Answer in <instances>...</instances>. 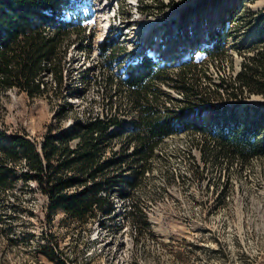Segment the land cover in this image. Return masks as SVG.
I'll return each instance as SVG.
<instances>
[{"label":"rangeland","instance_id":"374dc122","mask_svg":"<svg viewBox=\"0 0 264 264\" xmlns=\"http://www.w3.org/2000/svg\"><path fill=\"white\" fill-rule=\"evenodd\" d=\"M129 1H77L71 11L74 30L61 86L47 74L40 95L6 90L0 95V127L41 141L48 130L68 129L100 111L104 94L96 82L105 75L103 64L97 56L86 64L92 78L83 88L78 72L82 43L91 59L90 51L95 52L96 44L106 43L110 36L111 42L124 41L127 36L119 27L128 24L130 28L136 13L142 16L141 22L134 24L129 37L137 34L141 39L134 55L149 46L151 54L161 57L152 49L160 47L166 54L162 65L169 67L168 83H179L174 69L182 58L196 65V81L191 83L199 92L190 90L198 99L208 98L207 108L199 118L194 113L187 126L181 124L167 141L157 142L141 160L130 133L141 110L135 95L126 96L121 100L123 127L114 124L110 131H118L117 136L103 143L106 157L114 151L115 157L125 160L121 170H114L121 179L109 195L111 210L98 219L104 225L95 221L79 226L62 211L47 212L45 196L36 184L18 180L0 194V264H264V157L228 160L210 139L217 124L224 129L235 124L232 116L250 125L264 112V95L246 91L237 96L236 80L248 57L264 49V0H189L194 9L185 19L166 20L151 31L156 23L148 21L149 14L159 15L166 5L151 1L136 11ZM159 5L163 6L159 9ZM111 6L125 16L110 19L114 28L107 37ZM142 24H146L144 31L139 30ZM173 24L177 33L171 42ZM219 29L226 39L223 51L218 55L202 52L213 47ZM188 80L186 74L187 85ZM119 88L116 93L124 97L123 87ZM174 89L171 96L178 94ZM160 103L156 101L152 109L162 108ZM261 134L264 137V131ZM125 209H132V215L126 216ZM43 246L51 247L57 258H40Z\"/></svg>","mask_w":264,"mask_h":264},{"label":"trees","instance_id":"16d2710c","mask_svg":"<svg viewBox=\"0 0 264 264\" xmlns=\"http://www.w3.org/2000/svg\"><path fill=\"white\" fill-rule=\"evenodd\" d=\"M77 1L80 0H0V95L13 88L29 97L40 95L44 92L47 74L53 76L57 87L61 86L69 38L74 30L75 15L71 11ZM202 1L217 0L197 3ZM222 33L221 29L217 30L213 47L201 51L211 55L223 51L226 39ZM195 67L190 62L183 63L178 72L180 87L190 99L188 88L195 83L188 80L187 85L185 75L194 73ZM167 69L159 68L152 58L143 56L127 70L130 94L135 95L137 104L145 102L138 105L141 115L130 131L135 136V153L141 160L151 154L157 142L175 131L172 118L156 115L147 98L157 89L151 81L165 80ZM236 80L239 95H234L241 96L246 91L264 95V49L248 57ZM192 89L198 94L197 85ZM196 101L201 104L196 110L199 118L207 108L208 98ZM232 119L233 126L223 129L217 124L210 136L224 157L240 161L264 157L261 134L264 112L250 125L235 115ZM113 122L89 117L68 129H50L41 141L25 133H8L0 127V194L18 180L31 182L45 196L47 212L62 211L79 226L99 221L100 216L110 212L109 195L121 179L114 170H121L125 162L124 158L115 157L114 151L113 156L105 155L107 149L103 143L118 134L109 130ZM99 224L104 225L101 221ZM39 250H43L38 251L42 259L57 258L51 247L43 246Z\"/></svg>","mask_w":264,"mask_h":264},{"label":"built area","instance_id":"2783aa9c","mask_svg":"<svg viewBox=\"0 0 264 264\" xmlns=\"http://www.w3.org/2000/svg\"><path fill=\"white\" fill-rule=\"evenodd\" d=\"M111 1H113V0H111ZM151 1H154V2L156 1L155 5L159 2L161 4L164 3V5H166V6H165L164 10L159 13V15L154 14V15H157L155 17H153L151 14H149L148 21L150 19V20L155 21V23H156L153 27H151L150 31L156 27H162L164 22H166V20L169 22L175 20L176 21L175 23L180 22L181 18L185 19L187 17L186 15L188 14V12H190L192 9H194V6L192 5L193 1L188 3L189 0H132V1L130 0L129 3L133 4L136 8V11H137L138 7H140V4H141V6H143L144 3L149 4V3H151ZM174 2H176L178 5H175L172 7L171 4H173ZM103 5H104V7H107L105 4H103ZM160 6H163V5H159L157 7H159V9H160ZM108 8L109 7H107V9ZM111 10H113V12H112V15L108 16V26L105 29L106 35H108L107 37H109L111 35L113 28H114V25H113V23H111L110 19H116V17H117V19L119 20L120 18L122 19L125 16L124 12L120 11V9H117V8L115 9L114 6H111ZM91 12L93 15L96 14V13H94L95 10H93V9ZM140 16L141 15L139 13H136V17L134 19H132V21H131V27L130 28L128 27V24H122V26L119 27L120 33L122 32V34H126V36H127L124 41H121L118 43L116 41L111 42V36H110L109 38H107L105 40L106 43H104V44L100 43V44H98V46L96 44V47H95L96 51L95 52H94V49L92 51H90L91 59L86 54L87 53L86 51H88L87 46L83 47V43H82V46L80 49V51H81V62L79 65L78 72H80V74H81L79 76V78L82 81V83H81L82 87L83 86L85 87L88 84V82H91L90 79L92 78L87 73V70L90 67V65H86V64L89 63L90 61L94 62V57H96V56L100 59V61L103 64V72L105 73V75H104V77L99 78L98 81L96 82V84L98 85L97 88L103 92L104 96H103V99H101V101L99 103L100 111H98L95 115H92L89 117H91V120H95L96 118L99 120L108 121V122L111 120H114L115 122L110 124L109 130H110V128H112V126H114V124L119 125L120 128L123 127V126H121L122 120L126 119L124 117V112H123L124 105H122L121 100L125 99L126 96L130 95L129 86L126 84L128 67L131 64H136L139 61H141L143 56H148V57L152 58V60H154V62H156L157 66L159 68H161V69L162 68H169L167 66L162 65L164 60L161 58H164L165 53L163 52V50L160 47H156V48L153 47L152 49H155L159 52V54H162L161 57L160 56L157 57L154 54H151V52H150L151 48H149V46H146L144 52L141 53L140 55H137V54L134 55L133 52L138 50V45L140 43L141 38L137 34L134 37L133 36L129 37V32L135 30L136 27H134V24H136L137 22H141L140 19L142 16L141 17ZM139 25H140V23L138 24V26ZM174 26H175V24H173V26H172L171 38L168 39L171 42H173V36L177 33V27L175 26V28H174ZM132 27H133V30H130ZM109 33H110V35H109ZM149 36L150 35L146 36V38L148 39ZM214 41H215V39H214ZM189 56H190V54H189ZM187 62H190V61L185 62V60H183V58H182V60L178 62V65L175 66L174 70L177 72V82H179V83H177V84L175 82L174 83H168V79H166V78H165V80L155 79V80L151 81L153 88L156 87L157 89H154L153 92L148 94V96H149V97H147L149 99L148 101H149L150 105L153 106V105H155L156 101L161 100L162 103H160V105L162 108L159 109L158 108L159 105H158L156 110H154V111H155L156 115H158L160 118H165V117L172 118L174 129H175V131H173L171 134L163 137L160 141H167L168 138L172 137V135L176 133L177 129H179L181 124L187 126L190 118L192 116H194V113L197 116L195 107H196V105H198L196 103L197 102L196 99L198 97H196V95L193 92H191V90H190L193 87H195V85H189V88H188L189 89L188 91L192 96L191 99H190V97L188 98V96L183 92V90L180 87V81H179L180 78L178 76L179 68H180L181 64L187 63ZM192 73L193 72H188L187 76H190V77L193 76ZM190 80H192V77L190 78ZM93 82L95 83V80ZM107 86H108V88H106ZM119 86L123 87V89H122L123 93L126 94L124 97L118 96V94L116 93V89H120ZM174 87L177 89L178 94H175V96H171L169 93H172V91L175 90ZM130 101L132 102V100L129 98V102ZM153 101H154V104H153ZM169 101L172 102L173 104L177 105V107L175 105L171 106ZM135 103H136L135 104L136 107L140 110L139 106L143 105L144 101H140L139 102L140 105L137 104L138 102H135ZM165 105H167L168 107L166 108ZM199 105H201V104H199ZM172 107H174V110H172ZM140 113H141V111H140ZM136 119H137V117L134 120H136ZM80 122L83 123V121H80ZM201 123L198 122L197 125H199V127H201L200 126ZM202 126H203V123H202ZM223 129H224V127H223ZM124 212L127 213L126 216H128V214L132 215V209H131V211H126V209H125Z\"/></svg>","mask_w":264,"mask_h":264},{"label":"bare ground","instance_id":"6f19581e","mask_svg":"<svg viewBox=\"0 0 264 264\" xmlns=\"http://www.w3.org/2000/svg\"><path fill=\"white\" fill-rule=\"evenodd\" d=\"M144 26H145V27H144ZM145 28H146V24H142V26L139 27V30H140V31H144Z\"/></svg>","mask_w":264,"mask_h":264}]
</instances>
